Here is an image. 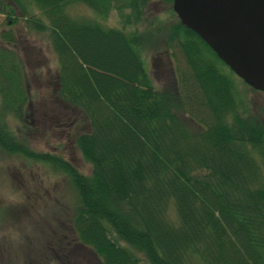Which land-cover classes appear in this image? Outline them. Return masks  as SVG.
Returning a JSON list of instances; mask_svg holds the SVG:
<instances>
[{
  "label": "trees",
  "instance_id": "1",
  "mask_svg": "<svg viewBox=\"0 0 264 264\" xmlns=\"http://www.w3.org/2000/svg\"><path fill=\"white\" fill-rule=\"evenodd\" d=\"M20 1L0 0V13L15 22L12 2L43 34L56 58L50 94L84 127L72 140L90 165L82 174L32 150L8 125L23 122L30 92L1 30L0 150L64 171L76 195L66 236L45 238L46 251L60 264H264V106L246 95L261 91L170 4L172 24L150 18L143 30L148 0ZM73 3L92 16H73ZM110 12L117 23H101ZM160 37L175 63L171 90L154 87L144 66Z\"/></svg>",
  "mask_w": 264,
  "mask_h": 264
},
{
  "label": "rangeland",
  "instance_id": "2",
  "mask_svg": "<svg viewBox=\"0 0 264 264\" xmlns=\"http://www.w3.org/2000/svg\"><path fill=\"white\" fill-rule=\"evenodd\" d=\"M20 2L27 3V0ZM11 4L12 16L17 19L11 22L0 13V31L10 30L12 34L13 47L25 69L30 98L23 122L12 119L8 125L32 150L56 154L78 172L88 174L90 165L72 140L79 128L84 127L76 126L68 109L50 94L55 55L43 34L27 29L24 18L18 15L15 4ZM169 4V0H148L145 19L137 27L146 29V19L150 18L158 20L163 28L172 24L175 17ZM67 10L73 16H92L86 6L78 3L68 5ZM101 23L115 25L116 16L110 12ZM158 46V50L144 56V66L154 87L171 90L175 63L168 58L161 37ZM246 95L254 106H264V93L247 92ZM75 207L74 188L64 171L52 168L45 161L8 155L0 150V264H60L58 258L46 251L44 239L58 238L60 234L66 236V216ZM42 249L46 253H42Z\"/></svg>",
  "mask_w": 264,
  "mask_h": 264
},
{
  "label": "water",
  "instance_id": "3",
  "mask_svg": "<svg viewBox=\"0 0 264 264\" xmlns=\"http://www.w3.org/2000/svg\"><path fill=\"white\" fill-rule=\"evenodd\" d=\"M170 7L237 77L264 92V0H170Z\"/></svg>",
  "mask_w": 264,
  "mask_h": 264
}]
</instances>
